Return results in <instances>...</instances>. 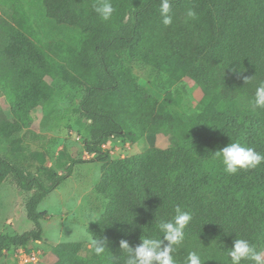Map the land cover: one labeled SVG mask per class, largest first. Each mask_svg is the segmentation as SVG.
<instances>
[{
	"label": "trees",
	"instance_id": "1",
	"mask_svg": "<svg viewBox=\"0 0 264 264\" xmlns=\"http://www.w3.org/2000/svg\"><path fill=\"white\" fill-rule=\"evenodd\" d=\"M99 2L0 0V90L10 111V118L0 116V143L10 144L0 155V183L8 177L22 193L33 224L22 234L0 235V259L42 239L39 205L81 163H110L97 187L103 213L88 227L93 238L107 241L106 251L96 256L91 248L83 255L79 244H59L55 264H125L119 242L135 248L143 238H163L158 225L172 220L176 206L192 215L173 253L177 264H187L193 251L202 264H231L227 252L235 239L261 250L264 163L230 175L215 152L239 142L264 154V109L251 106L264 81V0H173L170 26L162 23L160 0H111L116 11L109 21L95 12ZM188 8L197 19L185 22ZM117 56L127 64L122 75L110 65ZM146 68L172 82L188 77L202 93V111L185 123L188 132L176 125L165 134L180 133L172 145L109 162L102 145L125 137V124L150 138L165 131L157 119L147 123L151 103L141 102L135 84L124 82L131 69ZM73 72L90 80L79 113L89 124L84 149L94 156L72 161L59 175L45 166L43 153L24 154L18 141L54 94L45 78L76 84ZM118 92L125 104L108 106ZM29 160L40 167L30 170Z\"/></svg>",
	"mask_w": 264,
	"mask_h": 264
},
{
	"label": "rangeland",
	"instance_id": "2",
	"mask_svg": "<svg viewBox=\"0 0 264 264\" xmlns=\"http://www.w3.org/2000/svg\"><path fill=\"white\" fill-rule=\"evenodd\" d=\"M132 1L138 4L142 0ZM110 65L121 75L125 68L127 69V64L121 56L115 57ZM73 74L74 79L79 80L76 84L45 78L53 88L54 94L46 104L37 108L31 127L22 131L18 141L24 154L32 151L43 153L46 158L45 166L59 175L65 174V168L72 161H89L93 158L83 146L89 124L79 113L80 103L86 94V84L90 83V80L84 83L79 74ZM124 82L135 84V88L139 90L134 92L140 93L141 102L151 103L150 109L153 111L149 113L147 123L157 119V124L164 123L165 131L150 138L145 134L141 136L138 130H132L125 124V137L110 139L103 150L108 154L109 162L141 154L151 147L166 148L172 145L176 138L181 137L180 133L173 137L165 134L172 131V127L176 125L179 126L176 131H180L182 127L188 132L185 123L202 111V93L186 76L172 82L163 72L153 73L150 68L131 69ZM130 92L134 94L131 89ZM111 102L108 106L125 104L120 92L112 97ZM0 116L10 118L9 103L1 90ZM152 127L153 123L149 125V130ZM9 149L8 142L0 143V155L7 153ZM217 161L219 165L221 160ZM109 164L75 165L72 175L41 202L37 210L45 215L41 220L42 239L31 241L23 247L27 252L35 251L39 254V260L34 264H55L53 249L59 244H79L81 254H88L91 249L90 240L93 239L88 227L101 216L105 205L97 187L103 182L105 171L110 168ZM28 166L32 171L40 167L38 162L32 160L28 161ZM32 228L33 224L28 221L23 209L22 193L5 177L0 183V235L22 234ZM19 248L4 252L0 264H20Z\"/></svg>",
	"mask_w": 264,
	"mask_h": 264
},
{
	"label": "clouds",
	"instance_id": "3",
	"mask_svg": "<svg viewBox=\"0 0 264 264\" xmlns=\"http://www.w3.org/2000/svg\"><path fill=\"white\" fill-rule=\"evenodd\" d=\"M173 0H160V15L164 26L173 23L171 14ZM95 12L103 21H109L116 9L111 0H100L94 5ZM185 22L197 19V14L192 8L185 12ZM251 78H245V83ZM251 106L264 109V81L256 88L254 100ZM220 159L224 171L228 174H237L241 170L256 169L264 163V154L257 152L252 147H246L239 142L229 143L219 151L215 152ZM192 220V215L183 211L180 206L175 207V216L172 220L161 221L158 225L163 238H143L141 243L132 248L125 240L119 242L120 249L126 253L125 264H177L173 253L185 240V229ZM107 241L102 238L90 240L91 248L96 256H102L106 251ZM231 258V264H241L249 261L252 264H264V248L257 250L256 246L246 239H235L233 246L227 252ZM187 264H202L201 257L195 252H189Z\"/></svg>",
	"mask_w": 264,
	"mask_h": 264
},
{
	"label": "built area",
	"instance_id": "4",
	"mask_svg": "<svg viewBox=\"0 0 264 264\" xmlns=\"http://www.w3.org/2000/svg\"><path fill=\"white\" fill-rule=\"evenodd\" d=\"M109 142H107L106 144L102 145V150H104L106 148V145H108ZM94 156V155H92ZM19 253V261L20 264H34L36 262H38L39 260V254L35 251H31V252H27L25 251V249L23 247H20L18 250Z\"/></svg>",
	"mask_w": 264,
	"mask_h": 264
}]
</instances>
